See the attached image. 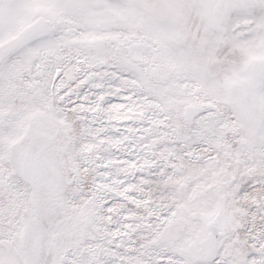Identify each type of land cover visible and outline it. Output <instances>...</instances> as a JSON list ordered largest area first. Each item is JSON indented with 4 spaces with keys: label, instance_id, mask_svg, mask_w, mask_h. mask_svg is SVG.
I'll use <instances>...</instances> for the list:
<instances>
[{
    "label": "snow or ice",
    "instance_id": "obj_1",
    "mask_svg": "<svg viewBox=\"0 0 264 264\" xmlns=\"http://www.w3.org/2000/svg\"><path fill=\"white\" fill-rule=\"evenodd\" d=\"M0 264H264V0H0Z\"/></svg>",
    "mask_w": 264,
    "mask_h": 264
}]
</instances>
